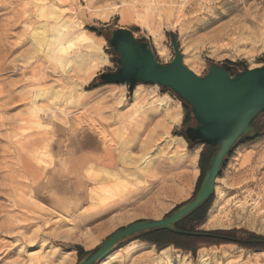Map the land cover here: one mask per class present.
Listing matches in <instances>:
<instances>
[{
    "label": "rangeland",
    "instance_id": "obj_1",
    "mask_svg": "<svg viewBox=\"0 0 264 264\" xmlns=\"http://www.w3.org/2000/svg\"><path fill=\"white\" fill-rule=\"evenodd\" d=\"M56 1L66 18L102 39L100 53L108 63L89 80L63 73L32 46V28L43 21L32 1L0 0V264H55L53 258L65 252L71 253V264H79L75 246L90 254L118 229L163 219L195 197L201 155L208 159L217 148L186 137L183 123L189 106L171 90L139 84L135 102L128 84L101 82L100 74L120 68V54L109 42L114 30L129 29L148 42L163 65L174 58V34L184 64L198 76L226 62L242 63L233 74L264 65V0ZM160 48L166 51L164 57L158 54ZM56 91L64 93L59 100ZM69 91L87 92L85 101L68 98ZM153 98H166L169 111L180 112V122L168 130L183 139L179 145H167L160 129L164 112L131 120L135 105L147 109ZM196 125L192 116L189 126ZM122 139L132 141L136 158L144 145L150 153L156 150L151 172L138 183L103 186L96 194L100 202L94 204L88 165L119 168ZM194 153L198 156L191 165ZM26 215L31 218L24 219ZM210 216L213 223H208ZM9 222L12 230L5 232L2 226ZM25 223H32L29 231L17 228ZM235 229L241 231L238 237L264 236V113L252 134L226 158L207 218L196 233ZM191 245L195 253L173 245L158 249L132 237L114 248L107 264H264V250L208 237ZM11 249L16 253L7 257Z\"/></svg>",
    "mask_w": 264,
    "mask_h": 264
},
{
    "label": "water",
    "instance_id": "obj_2",
    "mask_svg": "<svg viewBox=\"0 0 264 264\" xmlns=\"http://www.w3.org/2000/svg\"><path fill=\"white\" fill-rule=\"evenodd\" d=\"M171 36L174 58L163 65L148 42L138 40L129 29L114 30L109 42L120 54V68L115 73H102L99 78L106 84H128L131 92L139 84H155L171 90L190 107L197 122L196 126L186 128V137L192 142L217 148V151L192 201L163 219L136 221L118 229L79 264L100 263L118 244L146 231H173L174 225L212 197L226 158L240 139L252 134L255 121L264 113V65L247 68L235 75H231L225 66L211 65L205 76H198L184 64L178 38L174 34Z\"/></svg>",
    "mask_w": 264,
    "mask_h": 264
},
{
    "label": "bare ground",
    "instance_id": "obj_3",
    "mask_svg": "<svg viewBox=\"0 0 264 264\" xmlns=\"http://www.w3.org/2000/svg\"><path fill=\"white\" fill-rule=\"evenodd\" d=\"M31 1L32 4H34L37 8V16L43 20L41 22V25L32 28V32L30 36L31 43L35 51L37 53L42 54L48 60L49 63H51L55 67L60 68L63 71V73H66L67 75H69L68 74L69 72H73L74 74L76 73L78 75L83 74L85 79H87V77L90 76L94 70L99 69L100 67L108 63V61L102 56L104 54L101 55L100 53L101 46L103 43L102 39L100 37H95L92 33L83 29L81 22L66 18L65 10L62 9L60 6H58L59 4H57L56 0H52L49 2L48 0H31ZM158 54L159 56L164 57L166 51L160 48L158 50ZM134 91H135L134 96L136 102L139 99L138 88L137 90ZM40 93L38 94L39 97H41ZM85 93L87 92L69 91L70 96L68 98L75 100L76 102H84ZM63 95L64 93L62 91L59 92L56 91L54 97L58 98L59 100V98H61ZM121 100H123V98ZM135 108L136 109L132 114V119H131L132 121L137 119L139 121L140 120L139 115L141 114L147 116L149 113L164 112L165 120H163V124L161 125V127L160 126L159 127L160 129L161 128L163 129V136L169 139L167 141V145L168 146L179 145V143L183 141V139L180 137H173L169 135L168 132L169 128L180 122L181 115L179 111H174V112L169 111L166 98L154 99L152 102H150L147 109L146 107L140 106L138 103L135 105ZM131 142L132 141H126L123 139L121 140V142H119L120 143V148L118 153V160L120 162L119 168L115 170H109V169H102L100 167H97L95 164L88 165L90 167L86 170L87 171L86 175L88 179L95 184L94 187H92L90 190L91 193L90 200L92 203L99 204L100 200L96 198V194L97 191L101 189L103 186L109 183H118L122 181L123 182L126 181L125 183H138L139 181L144 179L147 174L151 172L150 167H152V163L156 158V153H157L156 150L155 152L150 153L148 152L149 147L147 145L146 146L144 145L143 147L144 152L139 158H136L135 156H133L131 151ZM181 156L184 157L185 154L182 153ZM197 156L198 154H195L193 158H189L191 165H195L194 162ZM29 218H31L29 217V215L24 216V219L26 220H28ZM211 222L213 223L210 216L208 218V223ZM215 224L217 223L215 222ZM219 225H223V224L220 223ZM12 226H13V222H9L6 225L2 226V228L5 229V232L6 231L10 232L12 230ZM31 226L32 223L29 224L25 223L19 225V227L17 225V228L27 232L30 230ZM21 235L22 237H24L23 236L24 234ZM129 249L127 250L129 251ZM15 251H16L15 249H11L7 251L6 253L7 257L15 254L16 253ZM111 253L108 256H106L100 262V264H107L110 258L113 257L111 256L112 255ZM57 257L53 258L55 264H71L70 252H65L64 254H61L60 256ZM16 264H21V263L17 262Z\"/></svg>",
    "mask_w": 264,
    "mask_h": 264
},
{
    "label": "trees",
    "instance_id": "obj_4",
    "mask_svg": "<svg viewBox=\"0 0 264 264\" xmlns=\"http://www.w3.org/2000/svg\"><path fill=\"white\" fill-rule=\"evenodd\" d=\"M92 32H96V29H91ZM242 67V63L240 62H226L225 68L231 74L233 71H238ZM245 70L241 69V71ZM240 72V71H239ZM186 106V105H185ZM193 116L189 107L186 106V117L184 119V125H189L190 119ZM241 142V139L236 143L238 145ZM199 145H203L201 142H198ZM235 145V146H236ZM211 157L208 159L205 157V153L203 152L201 155L200 161V170L201 174L198 179L195 196L198 193L202 181L205 177V174L209 168V164L211 161ZM211 198L207 200L201 207L196 209L194 212L183 218L180 222L174 225V230H165V229H155L146 231L137 236L138 239L148 242L158 249H163L168 246H175L178 249H182L185 251H190L195 253L196 249L192 247V241L198 239L199 237H208L216 242H232L240 245L243 248L251 249V250H264V236L257 235L255 233H247V237H238L241 233L240 230H229V231H211L202 236H195V235H187L183 233H178L177 230L184 231V232H197V227L201 225L207 218V214L210 208ZM77 251L78 256L82 259L88 253L84 250L83 247L77 245L74 247Z\"/></svg>",
    "mask_w": 264,
    "mask_h": 264
},
{
    "label": "flooded vegetation",
    "instance_id": "obj_5",
    "mask_svg": "<svg viewBox=\"0 0 264 264\" xmlns=\"http://www.w3.org/2000/svg\"><path fill=\"white\" fill-rule=\"evenodd\" d=\"M185 127L187 128V127H189V125H186Z\"/></svg>",
    "mask_w": 264,
    "mask_h": 264
}]
</instances>
